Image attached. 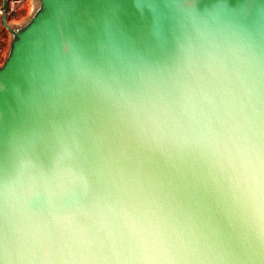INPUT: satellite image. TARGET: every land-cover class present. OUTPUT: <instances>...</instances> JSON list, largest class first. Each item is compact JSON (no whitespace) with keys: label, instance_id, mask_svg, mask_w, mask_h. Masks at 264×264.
<instances>
[{"label":"water","instance_id":"obj_1","mask_svg":"<svg viewBox=\"0 0 264 264\" xmlns=\"http://www.w3.org/2000/svg\"><path fill=\"white\" fill-rule=\"evenodd\" d=\"M8 7L2 0L9 44L0 63V264H135L138 245L155 239L144 225L169 222L167 191L224 243L241 245L210 184L163 167L122 132L108 129L89 154L90 187L68 173L47 176L40 164L62 134L52 125L82 120L85 97L64 52L71 41L117 73H189L224 100L216 110L231 113L228 126L247 150L264 151V0H30L18 23ZM53 218L66 227L51 228Z\"/></svg>","mask_w":264,"mask_h":264},{"label":"clouds","instance_id":"obj_2","mask_svg":"<svg viewBox=\"0 0 264 264\" xmlns=\"http://www.w3.org/2000/svg\"><path fill=\"white\" fill-rule=\"evenodd\" d=\"M243 45V37L237 36L234 46ZM64 52L67 72L85 97L83 115L81 123L52 125L62 134L55 136L40 164L42 172L51 177L68 173L90 187L89 154L105 131L122 132L163 167L198 174L210 184L243 237L239 246L224 243L195 208L167 191L168 203L174 205L169 222L144 225V232L155 239L138 245L135 264H264V151L247 150L228 126L231 113H225L226 119L216 110L224 100L212 89L194 86L181 69L161 71L158 77L117 73L96 65L75 41ZM183 52L181 60L187 63ZM50 227L63 230L66 225L53 218ZM123 227L135 238V228L127 222Z\"/></svg>","mask_w":264,"mask_h":264},{"label":"rangeland","instance_id":"obj_3","mask_svg":"<svg viewBox=\"0 0 264 264\" xmlns=\"http://www.w3.org/2000/svg\"><path fill=\"white\" fill-rule=\"evenodd\" d=\"M2 7V0H0V8ZM30 10V0L25 1L23 4L15 6L14 9L8 11V20L12 23H18L24 20ZM0 13V63L4 60L8 44L9 33L4 27Z\"/></svg>","mask_w":264,"mask_h":264},{"label":"built area","instance_id":"obj_4","mask_svg":"<svg viewBox=\"0 0 264 264\" xmlns=\"http://www.w3.org/2000/svg\"><path fill=\"white\" fill-rule=\"evenodd\" d=\"M25 1L27 0H9V7H8V11L12 10L15 8V6L23 4ZM2 12V10H0V13Z\"/></svg>","mask_w":264,"mask_h":264},{"label":"crops","instance_id":"obj_5","mask_svg":"<svg viewBox=\"0 0 264 264\" xmlns=\"http://www.w3.org/2000/svg\"><path fill=\"white\" fill-rule=\"evenodd\" d=\"M2 9V7L0 8V10ZM2 19V18H1Z\"/></svg>","mask_w":264,"mask_h":264}]
</instances>
